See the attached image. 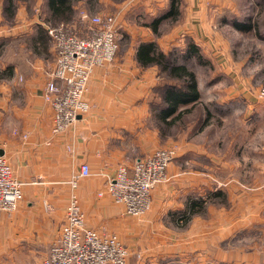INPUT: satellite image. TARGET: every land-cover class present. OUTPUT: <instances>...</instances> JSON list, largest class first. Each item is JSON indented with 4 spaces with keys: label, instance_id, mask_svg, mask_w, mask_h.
Wrapping results in <instances>:
<instances>
[{
    "label": "crops",
    "instance_id": "1",
    "mask_svg": "<svg viewBox=\"0 0 264 264\" xmlns=\"http://www.w3.org/2000/svg\"><path fill=\"white\" fill-rule=\"evenodd\" d=\"M256 1L264 6V0ZM169 2L108 0L109 6L97 9L84 2L92 15H115L123 38H119L115 61L91 74L86 95L89 112L75 127L56 136L51 134L52 109L42 98L47 83L44 68L52 61L48 60L51 46L46 29L42 23L33 25L24 8H19L13 18L18 16L23 22L6 31L2 23L5 13L0 9V54L4 41L11 38L8 54L0 58V156L8 159L19 181L35 183L23 187L17 211L0 212V264H41L65 218L71 192L65 183L85 163L93 176L79 179L75 190L86 225L123 242L134 253L127 264H264V153H247L245 148L239 156L248 162L244 166L250 167L235 171L227 163L238 159L234 154L217 161L219 156H202L200 150L196 155V147L188 145L196 154L174 159L167 169L170 180L151 191V207L143 218L125 215L122 206L106 194L98 196L103 191V174L114 176L119 164L131 166L172 142L155 115L167 107L165 89L180 87L181 81L155 64L142 67L135 57L139 44L155 42L162 53L182 56L192 42L205 63L208 57L224 76L245 80L239 68L241 59L233 55L232 38L241 34L239 28L244 24L252 23L253 0H180L178 19L162 20L154 34L147 24L165 14ZM45 12L49 18L47 8ZM192 61L185 62L197 77L202 98L199 69L205 65H193ZM234 90L230 89L226 98L242 101L244 90L230 94ZM238 105L228 111L238 113ZM207 158L208 164L212 162V168L227 178L240 171L255 176L258 193L251 194V200L244 187L232 186L227 191L231 212L209 208L215 211L212 229H206L197 213L181 227L176 214L188 210L192 196L214 187L212 168L201 172L200 163H206ZM220 161L226 164H217ZM237 197L247 203L238 205ZM44 203L51 211L45 210Z\"/></svg>",
    "mask_w": 264,
    "mask_h": 264
},
{
    "label": "built area",
    "instance_id": "2",
    "mask_svg": "<svg viewBox=\"0 0 264 264\" xmlns=\"http://www.w3.org/2000/svg\"><path fill=\"white\" fill-rule=\"evenodd\" d=\"M45 29L54 56L44 68L47 83L42 98L52 109L51 134L56 136L75 127L77 120L89 112L86 95L91 74L115 61L119 26L115 15H92L81 9L75 20ZM175 155L171 149H158L131 166L119 164L114 176L103 174V191L98 196L106 194L129 217H142L151 207V191L170 180L167 169ZM77 173L65 183L71 190L65 218L41 264H127L130 253L116 236L100 235L86 225L75 188L79 179L93 173L86 163ZM34 184L19 181L8 159L0 156V212L17 211L23 187ZM43 207L51 211L47 204Z\"/></svg>",
    "mask_w": 264,
    "mask_h": 264
},
{
    "label": "rangeland",
    "instance_id": "3",
    "mask_svg": "<svg viewBox=\"0 0 264 264\" xmlns=\"http://www.w3.org/2000/svg\"><path fill=\"white\" fill-rule=\"evenodd\" d=\"M84 2L89 4L93 9L109 6L108 0H73L75 15L72 20L77 18L79 10L85 9ZM252 3L254 7L256 6V10L253 12L255 13L252 16L253 20L250 21L249 19V21L252 22L251 25H254V30L244 33L241 32V34H234V38H232V35L231 37L229 36L230 39H233L232 42L234 43L232 47V51L234 52L233 55H235V58L241 59L239 63H242L239 68L244 74L245 80L235 81L224 76L223 73L217 71L216 66L206 57V65L202 66L203 69H199L200 89L203 93L202 98L200 96L196 108L191 114L185 115L181 123L171 128H162L166 135L171 138L172 142L169 146L161 149L164 150L168 148L173 150L176 157L180 155L190 156L196 154L190 150L191 148L188 146L193 145L196 147V150H193L196 152L200 150L198 152L202 156H219L217 161L224 156L229 158L234 154L238 159L235 158L234 163L232 160L227 161V163L230 165L232 164L235 171L241 170V168L246 169L248 166L250 167V165L244 166L248 164V162L242 161L239 156L245 148L247 153H264V15L261 14V11H264V6L261 2L258 4L256 0H253ZM4 5L5 0H0V9L2 13H5ZM13 6L15 13L19 8H24L28 17L33 21V25L42 23L44 28L45 26L58 25L48 21L49 18H47L45 12L46 0H15ZM2 15L4 16L2 23H4L6 31L9 30V32L11 28H18L19 24L24 20L18 16H16V18L9 17L7 13ZM35 22L36 24H34ZM119 31L120 30H118V41L119 38L122 37ZM254 31H257L256 34ZM7 40V42L6 40L4 41L5 43L1 48L0 58H5V55L8 54L7 49L11 38ZM119 43L120 42H118V46ZM50 46L51 55L48 58L49 61L54 56L52 44H50ZM193 61V65H198L195 59H193ZM184 62L185 61H183V63ZM184 64L187 65L186 62ZM230 89H235L230 94L244 90L243 92L245 94L243 97L241 96L242 101L236 102V97H228L227 99L226 94ZM238 104H240L238 113L233 109L228 111L230 106H239ZM206 113H208V116ZM206 116L208 117L207 119L205 118ZM198 152L196 155H198ZM208 160L209 158L206 159V163H200L202 170L200 168L199 170H201V172H204L205 170L203 171V169H207V167H213L212 162L210 164L211 166L208 164ZM251 161L252 160L249 162ZM217 164L225 165L226 162L223 163L220 161L217 162ZM236 164L238 165V169H236ZM211 170H213L214 187L200 195L192 196L193 200H204L205 205L198 216L205 222L203 224L206 229H212V226L215 224L213 220L216 219L215 217L213 218L215 211H209L210 206H214V210L217 208L220 210L225 209L226 212H231L229 209L232 200L229 201L230 198L227 192L229 188L232 186L239 188L244 187L245 189H242L243 192L247 196L250 195L247 198H251V200L254 199V195L258 193L257 187L254 185L256 181V179H254L255 176L249 174L245 175L246 171L244 174H242L241 171L240 174H235V172H233L232 178H227L221 171H215L213 168ZM216 193H221L223 198L218 196L210 200L209 198ZM236 203L242 205L247 202L237 197ZM237 209L240 211L242 208ZM216 212H218V210H216ZM148 213L143 215L142 218ZM128 252L130 253L129 258L134 255L129 249Z\"/></svg>",
    "mask_w": 264,
    "mask_h": 264
},
{
    "label": "trees",
    "instance_id": "4",
    "mask_svg": "<svg viewBox=\"0 0 264 264\" xmlns=\"http://www.w3.org/2000/svg\"><path fill=\"white\" fill-rule=\"evenodd\" d=\"M15 0H5L4 12L10 17L14 15ZM180 0H170L168 11L162 14L161 17L150 20L147 24L152 29L154 34H157L159 24L162 20L170 18L176 20L180 15L179 10ZM47 12H49V20L51 23L59 24L72 20L75 15L73 8V0H46ZM242 33L254 30V25L251 23L244 24V27L239 28ZM255 34L257 31H254ZM49 39V38H48ZM172 52L169 54L162 53L155 42L141 43L137 47L136 55L138 63L142 67L148 64L157 65L160 70L172 78L181 81L180 87H167L164 93V103L167 106L164 111L155 115L156 120L162 125V128H171L176 124L181 123L185 115L191 114L196 108L200 100V92L198 89L197 77L195 73L188 69L184 63L178 64L180 59L185 61L188 59H195L198 65H206L204 57L200 54L199 48L196 44L190 42L186 48L185 54ZM208 116V113H206ZM205 117L206 119L208 117ZM162 131H164L162 129ZM165 132V131H164ZM223 196L221 193H216L209 199ZM223 198V197H222ZM188 210L186 209L176 214L177 223L183 227L189 222L193 214H199L203 210L204 200H188Z\"/></svg>",
    "mask_w": 264,
    "mask_h": 264
}]
</instances>
